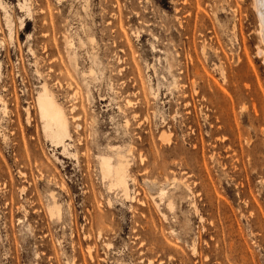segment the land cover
<instances>
[{
  "label": "rangeland",
  "instance_id": "1",
  "mask_svg": "<svg viewBox=\"0 0 264 264\" xmlns=\"http://www.w3.org/2000/svg\"><path fill=\"white\" fill-rule=\"evenodd\" d=\"M0 7V264H264L252 0ZM42 84L68 118L69 156L43 133ZM112 152L126 157L128 199L101 178Z\"/></svg>",
  "mask_w": 264,
  "mask_h": 264
},
{
  "label": "bare ground",
  "instance_id": "2",
  "mask_svg": "<svg viewBox=\"0 0 264 264\" xmlns=\"http://www.w3.org/2000/svg\"><path fill=\"white\" fill-rule=\"evenodd\" d=\"M22 5H25V4H22ZM22 5H20L21 10L24 8V6H22ZM252 5H253L255 17H256L257 36H258V42L260 45V48L257 52L262 57V60L264 63V0H252ZM0 8H2V7H0ZM22 11H24V10H22ZM23 24H24V21H21V25H23ZM66 45L72 51V48L74 47L72 41L67 39ZM202 49H203V46H202ZM202 51H204V49ZM72 54L73 55H71L70 58H71V61L73 62V64L75 65V54L73 51H72ZM69 59H68V63H69ZM90 71H91V73H94L92 70H90ZM81 76H83V75H81ZM74 93H76V92H74ZM125 103H127V102H125ZM35 104H36L38 117L40 119L41 127H42L44 135L49 139L50 144H52L53 146H55L57 148L61 147L62 151L64 153H66L67 148L69 146H68V144L65 143V141L70 140L69 121H68V118H67L63 108L61 107V105L59 103H57L54 96L52 95V93L49 91L48 87L45 84H42L40 86V91L38 92L37 97L35 99ZM126 105H128V103ZM128 106H130V105H128ZM3 110H5V109H3ZM4 113H5V111L3 112V114ZM73 119H76V118L73 117ZM126 124L127 123H125V126H127ZM75 127H76V129H79V125H76ZM162 138H163V136H162ZM111 151H114V150H111ZM126 152H130V151H126ZM126 152H125V154H126ZM67 154H68V156L70 155V153H68V152H67ZM73 156H75V154ZM70 158H72V157H70ZM139 161H141V160H139ZM98 165H99V169H100L101 178L103 180H106L109 182L110 189L120 190L122 192L123 197L128 199L129 198V188H128V184H127L128 174H127L126 157L124 155H122L120 152H112V155L101 154L98 156ZM172 182H174V181H172ZM61 187L63 188V185H61ZM158 193H159L158 195H159L160 201H164V206L169 211H172V209L174 207V201L171 198V196H168L164 189L159 190ZM49 198H50L49 202L46 206L47 213H48L51 220L60 221L61 220V214H62L61 213V207L55 201V196L53 194H51ZM140 205H143V204L140 203ZM155 206H156V208L159 207L158 204H155ZM163 217H164V219H166L164 215H163ZM100 234L101 233H98L97 238L100 236ZM105 246H109V245L105 244ZM193 252H194V249H193ZM149 262H151V261H149Z\"/></svg>",
  "mask_w": 264,
  "mask_h": 264
}]
</instances>
